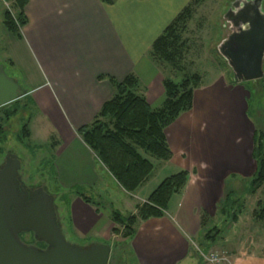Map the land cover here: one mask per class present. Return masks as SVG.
<instances>
[{"label": "crops", "instance_id": "0c3cea01", "mask_svg": "<svg viewBox=\"0 0 264 264\" xmlns=\"http://www.w3.org/2000/svg\"><path fill=\"white\" fill-rule=\"evenodd\" d=\"M192 2L114 0L106 5L100 0H26V25L20 32L29 38V56L37 76H29V80L38 83L29 92H34L32 99L55 101L61 116L55 123L68 132L52 143L57 187L64 198L69 197L70 223L65 221L62 226L65 233L76 240L92 241L91 245L111 242L116 226L113 212L122 214L124 210L135 216L164 179L180 171L189 174L162 218L136 223L134 235L118 245L122 254L113 264H203L198 252L213 249L224 253L228 264H264V222L252 217L264 196L261 190L255 195L246 193L256 173L254 137L264 132V123L249 117L248 102L252 93L264 101V82L260 88L258 81L235 84L227 79L231 76L219 73L204 84L200 77L192 92L191 109L164 129L172 158L163 162L161 170L173 168L174 173L156 187L150 184L153 167L139 188L125 192L76 133L113 98L110 79L119 83L133 75L137 82L133 93L144 98L151 110L162 108L163 82L173 77H166L155 66L149 52ZM6 4L11 6L10 14H18L15 0ZM47 110L51 111L50 106ZM37 119L28 120V126ZM108 180L114 187L104 194ZM243 183L246 186L241 188ZM226 196L232 206H226ZM111 198H118L120 209L112 211ZM247 199L253 206L250 216L243 210ZM214 228L219 233L206 240L205 235Z\"/></svg>", "mask_w": 264, "mask_h": 264}, {"label": "rangeland", "instance_id": "374dc122", "mask_svg": "<svg viewBox=\"0 0 264 264\" xmlns=\"http://www.w3.org/2000/svg\"><path fill=\"white\" fill-rule=\"evenodd\" d=\"M194 1H196V3H193ZM233 1L235 3L238 0H193L189 5L190 15L188 19L179 23L176 28L177 40L174 45L177 54L176 70L171 69L168 64H163L161 67H158L166 77L169 78L172 76L175 82H179L181 76L184 74L188 76L196 74L200 76L204 84H206L219 73L230 76V72L219 56L217 49L230 34L232 23L226 14L231 9H234ZM240 1L242 6L257 1L259 9L264 14V0ZM6 3L7 0H0V66L6 76L15 81L23 93H28H26L27 96L18 99L8 107L3 109L0 108V126L5 132L4 140L0 143V169L8 154L16 156L21 162L18 178H20V180L22 179V181H20L23 185L22 187L26 188L29 186V188L34 189L37 186H44L45 188L43 190L54 197L57 225L61 228L65 241L73 246L85 248L90 246L92 241L73 239L65 233V228L63 229L62 227L65 223H70V214L67 207V199L69 197L66 195L64 198V196L60 194V189L57 187L52 143L61 141L59 135L62 133L67 135L68 132L58 129L60 127L64 128V126L62 124H59V126L55 123V120L61 116L57 111L54 100L31 98L34 92H29V90H35L38 83L29 80V76H34L35 79H37L29 56V38L21 32H19L18 36H13L5 30L3 26L4 14L11 10V6ZM235 6H237V3ZM10 15L14 19L18 16V14ZM227 79H231V77ZM257 86L260 88V80L257 82ZM249 89L252 90V87ZM39 94H41V92ZM248 103L249 117L257 124L259 121L264 123V101L259 96L256 97V95L252 93ZM49 106L51 111L47 110ZM42 108L46 109L41 115H38V112L42 111ZM35 116H38V119L36 121H31L28 126V120ZM47 118L50 119L53 126L49 124ZM29 130L31 137L28 136ZM24 133H26V136ZM137 151L144 159L149 161L155 169L150 183L153 185L152 187H156L162 179L174 173L173 168L162 171L161 166L164 165L162 161L151 157L141 149H137ZM105 186L106 188L102 191L104 194H108L109 192L107 190L111 191L112 187H114L109 180L106 181ZM240 186L243 188L246 185L243 183ZM115 197H118V195L116 194ZM111 199L113 201V207H111L112 211L120 209L118 206V198ZM111 199L107 201L109 202ZM252 207V201L247 199L243 209L245 215L250 216ZM120 212L123 217L130 216L124 210ZM115 228L118 230V235L111 234L113 235L111 242L94 241V243L105 245L110 248L111 252L109 259L111 264L119 259L123 250L122 248H118V245H120L124 239L122 237L123 229L118 225H116ZM22 240L21 241L25 242L24 244L26 245L29 243L34 244L35 241L32 235H26ZM211 251L222 254L217 249Z\"/></svg>", "mask_w": 264, "mask_h": 264}, {"label": "trees", "instance_id": "16d2710c", "mask_svg": "<svg viewBox=\"0 0 264 264\" xmlns=\"http://www.w3.org/2000/svg\"><path fill=\"white\" fill-rule=\"evenodd\" d=\"M100 1L111 5L114 0ZM15 3L19 10L17 18L11 17L7 11L4 14L3 26L9 34L18 36L20 29L26 25L23 13L26 0H15ZM189 15L188 6L153 43L149 57L155 66L168 64L171 69L176 70L177 54L174 49L177 40L176 28L179 23L188 19ZM109 81L115 90L113 98L102 106L97 117L89 125L80 128L76 133L114 181L125 192L132 193L153 171L152 164L144 159L137 149L162 162L171 160L172 155L166 146L164 129L181 113L191 109L192 92L198 86L200 76L184 74L179 82L165 79L163 82L165 101L159 110H151L144 98L133 93L137 84L133 75L119 83L112 79ZM260 81L263 83L264 78ZM24 134L26 136V133ZM4 136L5 132L0 126V143ZM253 159L256 173L249 180L246 193L255 195L261 190L264 194V132L254 137ZM188 176L187 172L180 171L164 179L135 216L123 217L119 212H113L112 222L122 227V237L131 238L138 221L162 218L170 199L184 188ZM83 201L90 204L86 198H83ZM228 205L232 206L226 196V206ZM252 217L257 222H264V201L257 202ZM111 233L118 235V230L115 228ZM218 233L219 231L214 228L205 235V239L212 240Z\"/></svg>", "mask_w": 264, "mask_h": 264}, {"label": "water", "instance_id": "95a60500", "mask_svg": "<svg viewBox=\"0 0 264 264\" xmlns=\"http://www.w3.org/2000/svg\"><path fill=\"white\" fill-rule=\"evenodd\" d=\"M238 5L239 0L226 14L232 26L217 52L233 83H254L264 75V14L258 2L254 10L246 12ZM22 97L16 82L0 66V108ZM20 168V161L9 154L0 169V264H108V246L81 248L65 241L57 225L54 197L41 188L22 192L17 181ZM24 233L32 234L46 249L24 244L20 239Z\"/></svg>", "mask_w": 264, "mask_h": 264}, {"label": "flooded vegetation", "instance_id": "af4514ba", "mask_svg": "<svg viewBox=\"0 0 264 264\" xmlns=\"http://www.w3.org/2000/svg\"><path fill=\"white\" fill-rule=\"evenodd\" d=\"M256 5H257V1H255L254 3H251V4H244L243 6H242V4H241V1L239 0V5H238V9L239 10H245V12L246 11H249L250 9L251 10H254L255 9V7H256ZM9 155V154H8ZM20 165H21V162H20ZM19 173H20V171H19ZM19 173H18V175H19ZM19 177V176H18ZM17 181H18V184H19V188H20V190L22 191V192H27V193H29L30 191H34V190H36V189H40V187H41V189H44L45 187L44 186H37L36 188H29V186L28 187H26V188H24V187H22L23 185L21 184V182L20 181H22V179L20 180V178H17ZM26 235H32V234H30V233H24V234H20V238H21V240L23 239V237L24 236H26ZM23 241V240H22ZM23 243H25V242H23ZM29 246H34V247H36L37 249H39V250H45L46 249V245L44 244V243H41V242H36V241H34V244H32V243H29L28 244Z\"/></svg>", "mask_w": 264, "mask_h": 264}, {"label": "built area", "instance_id": "2783aa9c", "mask_svg": "<svg viewBox=\"0 0 264 264\" xmlns=\"http://www.w3.org/2000/svg\"><path fill=\"white\" fill-rule=\"evenodd\" d=\"M198 255L203 264H228L227 257L224 253L199 251Z\"/></svg>", "mask_w": 264, "mask_h": 264}]
</instances>
